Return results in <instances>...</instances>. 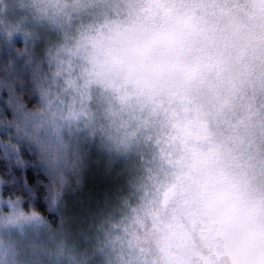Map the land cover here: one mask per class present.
<instances>
[{
  "label": "clouds",
  "instance_id": "clouds-1",
  "mask_svg": "<svg viewBox=\"0 0 264 264\" xmlns=\"http://www.w3.org/2000/svg\"><path fill=\"white\" fill-rule=\"evenodd\" d=\"M0 53V264H264V0H0Z\"/></svg>",
  "mask_w": 264,
  "mask_h": 264
},
{
  "label": "trees",
  "instance_id": "trees-1",
  "mask_svg": "<svg viewBox=\"0 0 264 264\" xmlns=\"http://www.w3.org/2000/svg\"><path fill=\"white\" fill-rule=\"evenodd\" d=\"M17 45L20 44V42L17 40ZM0 55H7V53H0ZM15 89H20L22 92L25 93L23 96V99L17 98L16 100H13V97H15L16 92ZM0 93H2L4 96H8L10 100V105L7 110V117L9 118V123H13L12 120L15 116H22L25 119H27V113L25 112L26 107L31 106V102L29 101L26 105L24 101L28 100L27 96V88L24 87V82L19 81L16 77H13L11 81L8 83L7 90L4 88L3 82H0ZM6 134V131L2 128H0V136H3ZM21 152L23 153L24 157L29 156V147L25 146L22 148H18L15 145L12 144H3L0 143V169L6 168L8 166L9 160L12 158H15V165L16 167V173L19 175L20 167L19 165L22 164L21 160ZM38 172L34 170V166L27 169V176L30 181L34 180L38 177Z\"/></svg>",
  "mask_w": 264,
  "mask_h": 264
},
{
  "label": "rangeland",
  "instance_id": "rangeland-1",
  "mask_svg": "<svg viewBox=\"0 0 264 264\" xmlns=\"http://www.w3.org/2000/svg\"><path fill=\"white\" fill-rule=\"evenodd\" d=\"M20 42V40H18ZM245 47L249 48V50H252V40L251 37L245 38Z\"/></svg>",
  "mask_w": 264,
  "mask_h": 264
}]
</instances>
